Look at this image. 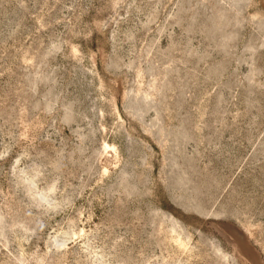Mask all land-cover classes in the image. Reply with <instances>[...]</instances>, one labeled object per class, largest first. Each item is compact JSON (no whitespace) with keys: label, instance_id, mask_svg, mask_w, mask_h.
I'll return each mask as SVG.
<instances>
[{"label":"rangeland","instance_id":"1","mask_svg":"<svg viewBox=\"0 0 264 264\" xmlns=\"http://www.w3.org/2000/svg\"><path fill=\"white\" fill-rule=\"evenodd\" d=\"M0 264H264V0H0Z\"/></svg>","mask_w":264,"mask_h":264}]
</instances>
